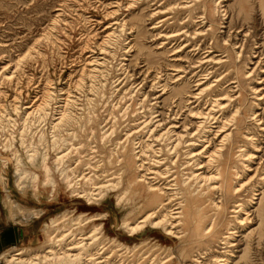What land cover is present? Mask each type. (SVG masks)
<instances>
[{
	"label": "rangeland",
	"instance_id": "374dc122",
	"mask_svg": "<svg viewBox=\"0 0 264 264\" xmlns=\"http://www.w3.org/2000/svg\"><path fill=\"white\" fill-rule=\"evenodd\" d=\"M206 2L210 8V21L214 24V33L209 37L207 44L212 43L211 38L214 37L216 44L212 51L213 57L227 56L230 58L226 68L215 67L217 76L221 77L228 75L229 67H232L235 62L233 48L229 46L231 43L225 46L223 39L226 38L231 18H233L235 26H242L243 17L240 18V21L237 20V13L241 6L238 5L239 0H227L222 7H229V9L227 13H223L225 8H217L214 0H206ZM172 3H174L173 0H0V118L5 115L0 123V234L12 227L19 228L22 233L18 243L2 247L0 264H7L6 259L2 258L4 254L12 255L15 250L19 249L25 251L26 257L45 254L46 252L42 250L46 248V242H48L44 233L46 224L64 216L65 213L76 216L85 213L89 216L97 213L106 215V220H98L93 224H103L107 237L118 239L121 244L131 248L137 244L140 245L136 252L127 254L128 258H126L125 264H142L144 258L147 260L143 264H147L148 260L156 257L154 264H192L199 254L205 258L202 259L203 263L207 259L210 263L218 264L219 261L228 257L230 258L229 264H264V221L260 223L258 219L254 218L252 224L245 222L243 226H239V222L235 221V214H231V210L229 212L224 210L220 214L221 229L218 231V236L224 234L227 236V230L236 227L239 232L237 240L233 241L235 246L229 249L231 253L228 255L225 253L224 246L220 245L221 237L208 246L193 244L197 242V237L194 235L187 239L188 242L181 243L175 237L165 234L162 229L148 228L144 233L130 237L120 229L126 213L117 208L115 193L101 205H89L84 199L72 195V191L61 181L62 177L57 173L58 158L71 150L70 146L64 147V144L61 146V150L53 145L52 120L57 118L60 113L70 114L76 119L73 127L76 138L68 140L67 143L74 145V151L69 154L66 164L70 169L75 168L76 175L80 176L89 175L91 172L86 163L90 161L95 168L99 167L101 162L109 156L110 149L113 148L112 144L121 142L127 135L133 134L140 128L139 125L145 120L144 117H149L150 113L148 112L152 107L148 105L155 103L152 100L154 97L150 98L146 95L144 108H142V101H144L145 93L148 94L150 91L152 79H149L145 87L138 86L149 71L146 65L149 64L148 67H153L152 76L154 73L161 72L163 80L166 79V74L174 75L170 66L178 59L173 55L179 50L180 45V43H171L167 45V50L161 48L164 41L158 40L157 34L165 31L167 26H172L175 20L161 28L160 22L167 17L161 18L160 16L153 19L151 16L159 6L165 7ZM202 10V7H197L193 11L195 15L191 22L193 24L190 29L191 33L199 29L196 26L198 22L196 17ZM257 10L260 11L259 6ZM249 12L250 18L255 21L251 19L248 21L257 26L258 33V37L250 42V49L253 50V53L258 50L264 52L263 18L260 13L258 17L254 15L252 7L249 8ZM188 17L189 12L185 11H182L179 17L176 16L181 22L187 21ZM120 21L127 23V33L130 32L129 29L133 30V37L130 36L129 39L128 35L122 36L115 45H110L109 53H106L103 51L102 45L110 34V27ZM257 43L260 45H256ZM131 44L132 50H130ZM197 45L201 48L204 42ZM257 46H262V48L259 49ZM190 51L192 49L178 55L193 57L195 54L189 55ZM204 52L198 51L194 58L203 57ZM248 56H245L244 61L242 58L238 63L235 62L236 69H230L232 73L223 83L225 92L219 94L225 96L228 94L227 90L230 85L235 87L236 84L232 83L240 81L243 89L241 107L245 115H249L245 116L246 119L242 117L240 122L242 133L257 131L249 119L250 113L253 108L259 113L264 110V100L260 102L261 106H258L251 91L252 87L264 88V73L258 71L252 78L247 79L248 73L254 65L250 64L246 69L245 63L250 59L254 63L258 61V58L254 59L252 56L247 59ZM103 58L105 64L100 75L94 80L87 79L88 64L94 59ZM83 77H85L87 85L83 90H80L79 82ZM174 81L169 83L172 84ZM162 82L164 85L165 82ZM171 87H176L184 94H189L194 90V85L187 86L181 83ZM158 91L156 96L162 95L160 90ZM49 93L53 94L50 106L44 102ZM231 95L232 93L228 94V96ZM172 99L171 95H165L159 102L162 101L165 104L164 107L168 109ZM56 101L59 104L56 105ZM41 103L50 108L51 115L47 118L37 115L35 122L31 120L33 119L31 117L26 123L25 116L20 115L16 109V106L22 107L21 111L23 112L25 108H31ZM230 112L232 114L233 110ZM231 114L228 113L227 117H230ZM42 134L46 136L45 141L48 143H36L35 146L38 145L39 157L48 159L47 165L57 180V191L54 197L50 187L46 188L43 184L39 185L36 194L33 189L21 193L16 186V160L10 151V142H14L27 169L36 172L38 168H32L28 150L34 139L37 141V138ZM256 134L261 146L259 152L254 153L255 148L249 144L246 150L263 158L264 132H256ZM109 138L113 142L105 146L103 141H107ZM129 147L131 148V146ZM129 151L128 148L127 152ZM241 160V158L237 159L236 166L240 174L243 171V179H248L254 173L246 171L245 167L251 165L253 170L260 160L256 159L254 163L242 160L243 166H241ZM259 169H262L261 173L264 172L262 167ZM98 171L101 177L96 180L97 182H104L111 178L107 177L109 174L105 173L104 169ZM38 172L41 174V181H43V171L38 170ZM113 172L110 171V175ZM260 184L258 190L262 187L264 192V182H260ZM6 193H9L12 201L22 212L26 213L27 218L34 213H39L40 218L31 216L32 219L27 223H23L26 219L25 216L14 220L11 204L5 197ZM249 198H243V201L248 203ZM254 198L256 200H254L253 206L254 209H257L259 204L258 206L255 204L259 203L258 200L261 196ZM251 206V204L247 206L249 211H253ZM69 216L70 218L74 217L73 215ZM70 218L68 219L70 220ZM93 224H90L88 229L86 226V233L93 227ZM146 241L150 243L145 245ZM118 260L121 259L118 258Z\"/></svg>",
	"mask_w": 264,
	"mask_h": 264
},
{
	"label": "bare ground",
	"instance_id": "6f19581e",
	"mask_svg": "<svg viewBox=\"0 0 264 264\" xmlns=\"http://www.w3.org/2000/svg\"><path fill=\"white\" fill-rule=\"evenodd\" d=\"M225 1L227 0H214L217 8H225L223 13H227L229 9V7H222ZM173 2L165 7L159 6L151 16L153 19L160 16L161 18L167 17L160 22L161 28L175 20L172 26H167L165 31L157 34L158 40L164 41L161 48L167 50V45L171 43H180V45L179 50L173 55L178 59L170 66L174 75L166 74V79L163 80L161 72L154 73L152 76L153 67L146 65L149 71L138 86L143 88L149 79H152L150 91L148 94L145 93L144 101H142V108H144L147 96L154 97L152 100L155 103L148 105L152 107L148 112L149 117H144L145 120L140 123V128L133 134L127 135L121 142L112 144L113 148L110 149L109 156L101 162L99 167L95 168L90 161L86 163L91 172L89 175L80 176L76 175L75 168L70 169L66 164L69 154L74 151V145L67 143L68 140L76 138L73 131L76 119L70 114L60 113L52 120L53 145L61 150L64 144V147L70 146L71 150L58 158L57 173L62 177L61 181L72 191V195L84 199L89 205H101L115 193L117 208L126 213L120 229L130 237L140 235L148 228L162 229L165 234L175 237L181 243L188 242L187 239L194 235L197 237V242L193 244H199V246H208L221 237L220 245L224 246L225 253L228 255L231 253L229 249L235 246L233 241L237 240L239 232L236 227L228 229L227 236L225 234L218 236V231L221 229L220 214L224 210L225 212L231 210L230 213L235 214L234 218L236 222H239V226H243L245 222L252 224L254 218L260 223L264 221V192L262 187L258 190L260 182H264V172L261 173L262 169H259L260 167L264 169V157H258L246 150L249 145L255 148L252 149L254 153L259 152L261 148L256 132H264V110L259 113L253 108L250 113L249 119L257 131L242 133L240 122L246 115L241 107L243 89L240 81L236 79L238 81L232 83L236 86L230 85L228 88L227 93H232L231 96L219 94L225 92L223 83L227 76L231 75L230 69L236 67L235 62L238 63L242 58L244 61L246 55L254 59L258 58L255 63L251 59L245 63L246 69L248 65H254L247 79L252 78L258 71L264 73V52L258 50L253 53L250 49V42L258 37L257 26L248 21L251 19L249 12L251 7L254 9V15L258 17L260 13L264 21V0H239L238 5L241 8L237 13V20L240 21L243 17V24L240 27L235 26L231 18L226 38L223 39L225 46L231 43L229 46L233 48L235 62L232 67H229L228 75L221 77L217 76L215 67L226 68L230 58L227 56L213 57L212 51L216 44L214 37L211 38L212 43L207 44L209 37L214 33V24L209 17L208 2L206 0H173ZM258 6L260 11L257 10ZM197 7L203 8L196 17L198 20L196 26L199 29L191 33L190 29L193 27L191 22L195 15L193 11ZM182 11L189 12L187 21L181 22L179 18H176ZM129 30L130 32L127 33L126 22L120 21L113 24L110 27V34L102 45L103 51L109 53L110 45H115L124 35H128L129 39L130 36L133 37V30ZM182 42L185 44L183 45ZM203 42L204 45L199 48L197 44ZM204 46L208 47L204 49ZM262 46L257 47L261 49ZM132 49L131 44L130 50ZM188 49H192L189 55H196L198 51L205 52L203 57L199 58H194L195 55L193 57L178 55L186 53ZM206 50L209 51L206 52ZM104 64V58L94 59L89 63L87 79H96ZM162 81L165 82L164 85ZM173 81L174 83H169ZM180 83L187 86L194 85V90L189 94H184L176 87H171ZM86 85L85 77H83L79 82L80 90H83ZM158 90L162 95L156 96ZM251 91L254 101L261 106L260 102L264 100V88L252 87ZM165 95H171L173 98L168 109L164 107L165 104L162 101L159 102ZM52 96L53 94L49 93L44 101L49 106ZM55 104L59 103L56 101ZM16 107L20 115L25 116L26 123L31 117H33L31 120L35 122L37 115H42L43 118L51 115L50 108L42 103L25 108L23 112L22 107ZM231 110H233L232 114ZM55 111L57 112V109ZM228 113L231 114L230 117H227ZM2 118H5V115ZM2 118H0V123L3 121ZM69 132L72 133L69 134ZM133 137L135 138L132 139ZM45 140L46 136L42 134L37 141L34 139L28 150L32 168H38L36 172L27 169L14 142H10V151L16 160V186L21 193L33 189L36 194L39 185L43 184L46 188L50 187L53 197L56 194L57 180L47 165L48 159L39 157L38 145L35 146L36 143H48ZM103 142L106 146L113 140L109 138ZM128 148L129 152H127ZM59 152L62 154L61 151ZM238 158L250 163H254L256 159L260 160L253 170L251 165L245 167L246 171L254 173L252 177L243 179V171L240 174L236 166ZM242 160L241 166L244 164ZM103 169L109 174L107 177L111 178L104 182H97L96 180L101 177L98 170L103 171ZM38 170L43 171V181H41V174ZM110 171H114L112 175ZM260 191L262 192L256 193ZM255 196H261L259 200L257 199L259 203L255 204L257 206L259 204L257 209L253 206ZM5 197L11 204L14 220L25 216L23 223H27L32 217L40 218L39 213L30 214L27 218L26 213L22 212L12 201L9 193H6ZM246 197H250L248 203L243 201ZM249 204L252 205L250 208H253V211H249L247 207ZM69 215L76 216L65 213L64 216L46 224L44 233L48 242H46V248L42 250L46 252L45 254L26 257L25 251L19 249L15 250L12 255L4 254L2 258L6 259L7 264H119L122 260L124 261L120 264H125L127 254L136 252L140 247L138 244L133 248L127 247L118 239L107 237L103 224H93L98 220H106V215L97 213L89 216L85 213L75 218H70ZM90 224H93V227L86 233V226L88 229ZM149 243V241L144 242L145 245ZM118 258L121 260L119 261ZM156 258L148 260L147 264H154ZM203 258L204 256L199 254L192 264H213L207 259L203 263ZM229 259L224 258L218 264H229ZM146 260L144 258L142 264Z\"/></svg>",
	"mask_w": 264,
	"mask_h": 264
},
{
	"label": "water",
	"instance_id": "95a60500",
	"mask_svg": "<svg viewBox=\"0 0 264 264\" xmlns=\"http://www.w3.org/2000/svg\"><path fill=\"white\" fill-rule=\"evenodd\" d=\"M18 228L12 227L8 231L4 232L1 237L6 240V245L11 246L19 242L18 238ZM2 250V247L0 245V251Z\"/></svg>",
	"mask_w": 264,
	"mask_h": 264
},
{
	"label": "flooded vegetation",
	"instance_id": "af4514ba",
	"mask_svg": "<svg viewBox=\"0 0 264 264\" xmlns=\"http://www.w3.org/2000/svg\"><path fill=\"white\" fill-rule=\"evenodd\" d=\"M9 229L10 228L4 230V232L8 231ZM17 233H18V238H19V241H20L22 233H21V230L19 228H18V232ZM2 234H0V245H1V247H4L6 245V240L1 237ZM11 246H13V245H11Z\"/></svg>",
	"mask_w": 264,
	"mask_h": 264
}]
</instances>
